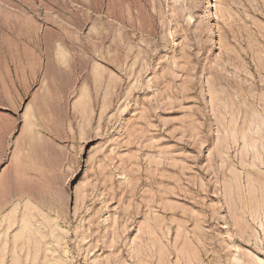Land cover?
Returning a JSON list of instances; mask_svg holds the SVG:
<instances>
[{
	"label": "rangeland",
	"instance_id": "rangeland-1",
	"mask_svg": "<svg viewBox=\"0 0 264 264\" xmlns=\"http://www.w3.org/2000/svg\"><path fill=\"white\" fill-rule=\"evenodd\" d=\"M0 264H264V0H0Z\"/></svg>",
	"mask_w": 264,
	"mask_h": 264
}]
</instances>
